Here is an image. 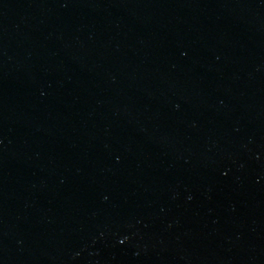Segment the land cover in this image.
I'll list each match as a JSON object with an SVG mask.
<instances>
[{
    "label": "water",
    "instance_id": "1",
    "mask_svg": "<svg viewBox=\"0 0 264 264\" xmlns=\"http://www.w3.org/2000/svg\"><path fill=\"white\" fill-rule=\"evenodd\" d=\"M0 264H264V0H0Z\"/></svg>",
    "mask_w": 264,
    "mask_h": 264
}]
</instances>
